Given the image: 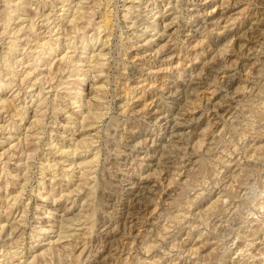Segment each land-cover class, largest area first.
I'll use <instances>...</instances> for the list:
<instances>
[{
  "label": "rangeland",
  "instance_id": "obj_1",
  "mask_svg": "<svg viewBox=\"0 0 264 264\" xmlns=\"http://www.w3.org/2000/svg\"><path fill=\"white\" fill-rule=\"evenodd\" d=\"M0 101V264H264V0H0Z\"/></svg>",
  "mask_w": 264,
  "mask_h": 264
},
{
  "label": "bare ground",
  "instance_id": "obj_2",
  "mask_svg": "<svg viewBox=\"0 0 264 264\" xmlns=\"http://www.w3.org/2000/svg\"><path fill=\"white\" fill-rule=\"evenodd\" d=\"M13 13H14V12H13ZM9 16H10V15H9ZM9 19H11V18L9 17L8 20H9ZM74 19H75V18H74ZM9 21H10V20H9ZM71 22H72V21H71ZM6 23H8V22H6ZM6 23H5V24H6ZM8 24H9V23H8ZM4 26H5V25H4ZM8 26H9V25H8ZM20 28H21V27H20ZM8 31H9V30H8ZM9 33H10V32H9ZM19 33H20V32H19ZM14 47H15V46H14ZM12 49H13V48H12ZM8 55H9V54H8ZM64 56H65V55H64ZM102 56H103V55H102ZM63 58H64V57H63ZM66 58H67V57H66ZM105 58H106V57H105ZM69 61H70V60H69ZM71 62H72V60H71ZM99 64H100V63H99ZM101 64H102V63H101ZM13 65H14V64H13ZM74 65H75V64H74ZM72 67H73V66H72ZM100 67H102V66H100ZM73 69H74V68H73ZM48 72H49V71H48ZM49 73H50V72H49ZM25 77H26V75H25ZM101 77H102V76H101ZM51 78H52V77H51ZM99 79H100V78H99ZM37 81H38V80H37ZM49 81H50V80H49ZM33 84H34V82H33ZM5 101H6V100H5ZM0 102H1V101H0ZM3 102H4V101H3ZM8 102H10V101H8ZM1 104H2V103H1ZM1 104H0V105H1ZM41 104H42V103H41ZM13 108H14V107H13ZM6 109H7V108H6ZM87 112H88V111H87ZM87 114H88V113H87ZM87 116H88V115H87ZM83 118H84V117H83ZM83 118H82V119H83ZM83 120H84V119H83ZM32 122H33V121H32ZM36 123H37V122H36ZM36 123H35V124H36ZM38 123H39V121H38ZM33 124H34V123H33ZM32 126H33V125H32ZM25 140H26V138H25ZM25 144H27V143H25ZM48 146H49V145H48ZM74 147H75V146H74ZM72 151H73V150H72ZM73 152H74V151H73ZM65 153H66V152H65ZM65 153L62 151V155L65 154ZM75 154H76V153H75ZM53 155H54V154H53ZM67 155H68V154H67ZM69 156H70V155H69ZM69 156H68V157H69ZM12 158H13V157H12ZM54 165H55V164H54ZM71 165H72V164H71ZM51 166H52V165H51ZM58 166H59V165H58ZM58 166H57V167H58ZM48 167H49V166H48ZM52 168H53V167H52ZM58 168H59V167H58ZM71 168H72V166H71ZM50 169H51V167H50ZM69 169H70V168H69ZM55 170H56V168H55ZM51 171H52V170H51ZM65 171H66V170H65ZM70 171H71V170H70ZM60 172H61V171H60ZM53 173H54V171L52 172V178H51V179L55 180V175H53ZM56 173H57V172H56ZM58 174H59V173H58ZM70 174H72V172H71ZM70 174H69V173H66V174H65V178L71 180V177H72V176H71ZM81 174H82L83 176H86L83 172H82ZM69 175H70V176H69ZM82 175H81V176H82ZM83 176H82V178H83ZM11 178H12V177H11ZM61 178L64 179V177H61ZM13 179H14V178H13ZM22 180H23V179H22ZM24 181H25V180H24ZM51 181H52V180H51ZM67 182H69V180H68ZM8 184H9V182H8ZM75 191H76V190H75ZM77 191H78V190H77ZM16 196H17V195H16ZM18 197H19V196H18ZM14 200H15V199H14ZM14 200H13V201H14ZM13 204H14V203H13ZM8 209H9V207H8ZM8 209H7V210H8ZM60 229H61V228H60ZM57 239H58V238H57Z\"/></svg>",
  "mask_w": 264,
  "mask_h": 264
}]
</instances>
